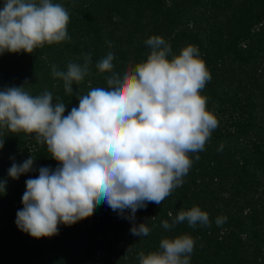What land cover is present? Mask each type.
Wrapping results in <instances>:
<instances>
[{
    "label": "trees",
    "instance_id": "16d2710c",
    "mask_svg": "<svg viewBox=\"0 0 264 264\" xmlns=\"http://www.w3.org/2000/svg\"><path fill=\"white\" fill-rule=\"evenodd\" d=\"M52 2L69 12L70 39L31 54H0V90L23 86L32 95L47 90L53 103H65L66 116L78 106L79 96L107 87L111 73L100 72L96 64L109 52L112 71L122 75L146 60L150 48L145 41L160 36L173 55L189 45L198 49L211 76L200 94L218 126L203 151L189 153L192 164L181 186L160 205L148 203L135 213V224L150 229L147 236L132 235L133 222L101 204L70 226L58 225L57 235L39 239L17 227L16 213L23 208L25 181L36 178L41 167L54 170L59 162L37 143L35 133L0 129V181L7 182L0 194V264H139L141 251H160L162 238L182 234L195 242L190 264H264V0ZM3 4L0 0V9ZM87 54L89 74L65 92L63 80L51 74L52 65L66 71L69 62L83 64ZM29 156L35 159L33 170L10 178L9 160ZM193 206L209 215L210 226L192 228L185 221L162 227V221L171 224L180 210ZM218 218L226 220L218 226Z\"/></svg>",
    "mask_w": 264,
    "mask_h": 264
},
{
    "label": "clouds",
    "instance_id": "9594fccd",
    "mask_svg": "<svg viewBox=\"0 0 264 264\" xmlns=\"http://www.w3.org/2000/svg\"><path fill=\"white\" fill-rule=\"evenodd\" d=\"M68 22L67 9L52 0H4L0 54H31L37 47L68 40ZM145 44L150 48L146 60L122 75L112 71V52L102 58L96 68L111 73L107 87L79 96L78 106L66 116L65 103H53L47 90L39 95L23 86L0 90V129L35 133L37 143L59 162L54 170L41 167L36 178L25 181L23 208L15 221L22 232L36 239L52 237L58 234V225L70 226L106 204L133 222L132 235L147 236L150 229L135 224L137 210L148 203L160 205L183 183L192 164L189 153L203 151L218 126L200 94L211 76L195 46L173 55L160 36ZM90 63L87 54L83 64L69 62L66 71L52 65L51 74L71 93L73 83L89 74ZM34 160L29 156L21 164L13 163L8 176L18 179L32 171ZM6 183L0 181V194ZM225 220L218 218L216 223L220 226ZM185 221L192 228L210 226L209 215L193 206L180 210L171 224L162 221V227L168 230ZM194 244L188 234L162 238L160 251L138 254L139 264H190Z\"/></svg>",
    "mask_w": 264,
    "mask_h": 264
},
{
    "label": "rangeland",
    "instance_id": "374dc122",
    "mask_svg": "<svg viewBox=\"0 0 264 264\" xmlns=\"http://www.w3.org/2000/svg\"><path fill=\"white\" fill-rule=\"evenodd\" d=\"M29 152H30V151L27 150V153H26V154H28ZM17 159H18V160H15V158L13 157V158H11V159L9 160L8 163H9L10 167L12 166L13 163L21 164V163L23 162V160H22L23 158H21V157H20V158L17 157ZM10 162H11V164H10ZM9 165H6V166H5V169H6ZM10 167H9V168H10ZM21 175H22V174H21Z\"/></svg>",
    "mask_w": 264,
    "mask_h": 264
}]
</instances>
